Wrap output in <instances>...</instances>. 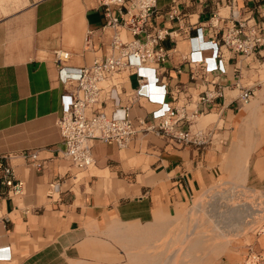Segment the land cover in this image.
Here are the masks:
<instances>
[{"label": "crops", "instance_id": "obj_1", "mask_svg": "<svg viewBox=\"0 0 264 264\" xmlns=\"http://www.w3.org/2000/svg\"><path fill=\"white\" fill-rule=\"evenodd\" d=\"M215 13L235 14L264 36V0H155L150 21L168 32L161 43L170 55L158 70L166 101L190 114L198 109L191 128H211V144L181 147L139 131L125 148L94 141V163L78 170L64 158L57 128L71 90L61 80L106 54L112 30L102 28L95 0H0V155H10L22 182L18 194L0 185V264H127L132 241L179 217L216 181L264 187V45L246 56L222 47L212 58ZM55 49L70 53L60 72ZM190 53L202 63L192 68ZM215 62L222 70L205 71ZM142 72L145 86L135 74L124 75L119 103L149 124L158 105L143 95L158 89L150 69ZM140 87L143 95H134ZM217 87L223 97L199 102ZM240 87L254 94L238 106ZM103 109L113 110L109 103ZM32 149L41 170L24 157ZM57 178L59 191L50 194L49 182ZM252 235V243L210 251L198 264H240L249 245L264 250V229Z\"/></svg>", "mask_w": 264, "mask_h": 264}, {"label": "built area", "instance_id": "obj_2", "mask_svg": "<svg viewBox=\"0 0 264 264\" xmlns=\"http://www.w3.org/2000/svg\"><path fill=\"white\" fill-rule=\"evenodd\" d=\"M95 1L104 16L102 28L111 29L112 35L106 54L95 57L90 65L77 68L61 80L64 85L71 87L69 93L63 96L65 101L57 119L64 158L71 166L86 169L94 163V141L125 148L139 131L155 132L181 147L201 149L211 144L214 137L211 128H191V116L198 114V109L190 114L184 105L167 102L168 91L165 85L158 84L159 67L170 53L161 43L168 34L167 30L150 24L155 0ZM209 29L213 34L209 42L214 59L220 56L222 47L246 56L264 45V36L257 33L254 24L237 19L235 14L230 17L213 14ZM69 57L70 53L66 50L53 51L59 72ZM188 59L191 67L192 64L202 63V59H194L191 53ZM147 63L154 66H147ZM145 68L150 69V80L159 91L143 95L140 87L134 95H143L158 105L151 113L153 123L149 124L142 118L133 119L129 114V106L119 103L124 75L135 74L140 85L145 86L149 83L142 72ZM217 69L222 70L216 62L211 67L205 65V71ZM170 93L173 95V92ZM253 94L250 87H240L235 101L238 106L247 104ZM223 95L222 87L206 89L199 97V102H210ZM129 100L132 102L134 99L130 97ZM108 103L113 108L110 112L103 109V105L105 107ZM184 124L186 128H182ZM24 157L36 169L43 168L37 150H28ZM60 184L61 179L58 178L50 181L49 193L58 192ZM0 185L5 186L8 193L18 194L22 191V182L16 178L10 155H0ZM240 264H264V250L249 245Z\"/></svg>", "mask_w": 264, "mask_h": 264}, {"label": "rangeland", "instance_id": "obj_3", "mask_svg": "<svg viewBox=\"0 0 264 264\" xmlns=\"http://www.w3.org/2000/svg\"><path fill=\"white\" fill-rule=\"evenodd\" d=\"M232 184L237 186V190H234L236 188L235 186H233L235 187L233 189L229 188ZM217 192L219 193L217 194ZM220 198H223V201H221ZM246 200L247 202L250 200L252 202L255 201L261 210H258L257 215L251 218L249 223L245 225L243 229L239 230L234 228L232 230H215V237L218 235L216 237L218 239L215 238L214 240H211L208 249L204 248L202 251L198 249L188 251L185 249L186 247L183 243L185 240L183 237L185 232L192 227H194L193 233L196 235L200 233L199 230H211L212 226H214L213 224L220 223L221 219L219 220L218 218L226 213L225 210L222 209V206L233 202H239V207H246L248 204L246 203ZM197 203L201 204L199 210H196ZM194 210L196 211L194 212ZM214 211L215 213H213ZM190 212L193 213L190 214ZM210 213L214 216L213 218L215 221H208ZM260 229H264V187H248L243 182L234 178L220 179L197 195L188 209L179 217L168 218L164 221L162 226L149 228L148 234H142L138 236L134 242L132 241L133 246L131 257L127 264H166L164 263V260L168 258V264H198L197 260L201 259L210 251L217 253L219 251H224L231 246L252 243V234ZM184 250H186L187 253ZM175 251L178 252L174 253ZM182 252L186 253V255Z\"/></svg>", "mask_w": 264, "mask_h": 264}, {"label": "bare ground", "instance_id": "obj_4", "mask_svg": "<svg viewBox=\"0 0 264 264\" xmlns=\"http://www.w3.org/2000/svg\"><path fill=\"white\" fill-rule=\"evenodd\" d=\"M224 186H226V185H224ZM233 186H235V185L232 184V185L229 186V188L233 189V188L236 187L234 190H237V186H235V187H233ZM222 190H223V188H222ZM218 193L219 192H217V194ZM248 193H249V191H248ZM254 197H256V196H254ZM222 199L223 198H220L221 201H223ZM251 200L250 201L248 200L249 202H247V200H246V203H248L246 205V207H244V206L243 207H239V202L238 201H237L238 203L233 202V203H229L228 205L225 204V206H222L223 207L222 209H224L226 213L224 215H221L218 218L219 220L221 219L220 223L213 224L214 226H212V229L211 230L209 229V231H206V230L201 231V230H199L200 233L198 235H196V234L193 233L194 227L190 228L187 232H185V234L183 236L185 240H184V242L183 241L182 242L185 244V247H186L185 249H187L188 251H191V250L194 251V250H197V249L202 251V249H204V248L208 249V246L210 245V241L214 240L218 236L217 235L215 237V234H216L215 230H218V229H231L232 230L234 228L239 229V230L243 229L245 227V225H247L249 223L250 219L253 218L255 215H257L258 210L259 209L261 210V208L259 206H257V204L255 203V201L252 202ZM200 205L201 204H198V203L196 204V210L200 209ZM196 210H194V212ZM218 210H221V209H218ZM191 213H193V212H190V214ZM213 213H215V211ZM194 216H196V215H194ZM213 217L214 216H212V213H210V217L208 216V221L210 222V221L214 220ZM193 219H195V218H193ZM193 221H195V220H193ZM216 239H218V238H216ZM184 251L186 252V250H184ZM177 252L175 251L174 253H177ZM186 253H183V254L186 255ZM170 258H171V256H170ZM164 263L168 264L169 263V258L164 260Z\"/></svg>", "mask_w": 264, "mask_h": 264}]
</instances>
